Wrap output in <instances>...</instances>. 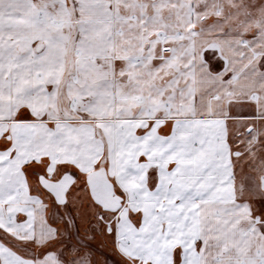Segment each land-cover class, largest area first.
Returning a JSON list of instances; mask_svg holds the SVG:
<instances>
[{
    "label": "snow or ice",
    "instance_id": "6c2138e0",
    "mask_svg": "<svg viewBox=\"0 0 264 264\" xmlns=\"http://www.w3.org/2000/svg\"><path fill=\"white\" fill-rule=\"evenodd\" d=\"M0 264H264V0H0Z\"/></svg>",
    "mask_w": 264,
    "mask_h": 264
}]
</instances>
